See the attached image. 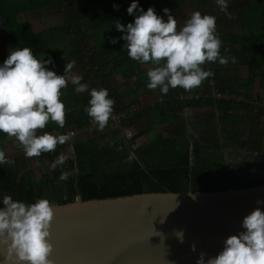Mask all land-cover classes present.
I'll use <instances>...</instances> for the list:
<instances>
[{"label":"trees","instance_id":"1","mask_svg":"<svg viewBox=\"0 0 264 264\" xmlns=\"http://www.w3.org/2000/svg\"><path fill=\"white\" fill-rule=\"evenodd\" d=\"M137 2L138 9L129 15L132 0H0V50L6 48L9 53L29 47L37 59L50 58L52 63L46 67L57 75H63L66 64L75 61L73 74L89 86L88 91L76 93L69 81L60 97L66 109L65 126L50 121L38 132L70 137L63 144L72 146L64 165L52 168L60 156L61 146L57 145L55 151L37 157L51 165L50 171L37 174L26 167L25 155L8 157L13 137L0 132V150L14 161L0 164V208L5 195L25 203L44 198L51 205H63L80 199L264 185V105L259 104L264 100V0H227L231 18L216 0ZM149 7L165 20V8L173 16L185 7L214 16L220 54L235 57V62H206L202 67L214 75L191 91L179 86L166 95L159 88L149 90L147 71L153 65L133 61L124 49L126 42L120 39L124 33L115 27L116 21L125 26L134 22L139 9ZM42 9L57 14L62 23L47 29L26 28L21 17ZM182 21L184 26L187 20ZM113 38L117 43L110 42ZM5 60L0 55V66ZM117 75L123 78L122 84ZM258 78L263 79L262 100L255 94ZM92 88L107 89L108 98L114 100V115L120 116L135 104L145 103V107L115 127L108 121L99 131L95 124L92 132L91 118L84 111ZM214 88L241 95L245 102L218 100L212 96ZM145 95L154 101L145 102ZM129 128L138 132L126 143L123 132ZM71 132L75 135L70 136ZM142 137L148 142L135 146ZM14 147L17 153L23 151L18 143ZM131 148L132 161L120 163ZM62 172L67 173V180L59 179Z\"/></svg>","mask_w":264,"mask_h":264},{"label":"clouds","instance_id":"2","mask_svg":"<svg viewBox=\"0 0 264 264\" xmlns=\"http://www.w3.org/2000/svg\"><path fill=\"white\" fill-rule=\"evenodd\" d=\"M220 10L228 13L227 0H216ZM114 7H117L114 5ZM138 9L137 0L127 8L129 15ZM163 12L167 19L156 14L154 8L139 9L134 22L126 26L115 22L118 31L124 33L120 39L126 43L127 55L141 64L151 63L147 71V88H157L163 94L169 89L181 87L191 91L199 87L211 70L202 67L206 62L227 65L235 57L220 54L221 40L216 32V18L194 11L185 25L177 29V20L170 10ZM111 43H117L113 38ZM52 60L37 59L29 47L10 50L7 59L0 66V132L14 137L27 158L55 151L63 145L67 135L54 136L47 132L38 134L51 121L63 128L66 123L65 104L61 101V90L70 81L76 93L89 90L82 77L73 74L75 61L68 62L63 75H57L46 65ZM107 89L90 90L89 105L84 111L103 131L112 115L114 100L108 98ZM68 157L61 154L52 164L55 169L62 166ZM12 164L3 150H0V164ZM62 172L59 179L67 180ZM191 195V193H189ZM258 204L264 201H257ZM0 208V245L6 246V259L15 264H53L50 256L53 244L50 229L54 219V208L49 200L41 198L35 203H25L5 195ZM238 235H230L224 241L223 250L215 257L205 260L201 252L196 264H264V211L259 208L246 215ZM183 242V232L175 233ZM195 251V244L192 245Z\"/></svg>","mask_w":264,"mask_h":264},{"label":"water","instance_id":"3","mask_svg":"<svg viewBox=\"0 0 264 264\" xmlns=\"http://www.w3.org/2000/svg\"><path fill=\"white\" fill-rule=\"evenodd\" d=\"M258 200L264 201V185L55 204L50 259L53 264H196L201 252L205 260L215 257L230 235L245 231L243 218L256 208L264 211ZM0 264H15L6 259L4 245Z\"/></svg>","mask_w":264,"mask_h":264},{"label":"rangeland","instance_id":"4","mask_svg":"<svg viewBox=\"0 0 264 264\" xmlns=\"http://www.w3.org/2000/svg\"><path fill=\"white\" fill-rule=\"evenodd\" d=\"M79 3H82L83 0H76ZM167 1V0H165ZM194 11L189 8V7H185L184 9L181 10V12L178 10L177 12V16H174V18L177 20V24L178 27L182 28L183 27V21L182 20H187L190 18L191 14ZM21 21L23 22H27L26 28L28 27V29H47V28H53L56 27L58 25H60L62 23V18H60L57 14L51 13L49 11H46L44 9L42 10H38L30 15H24L23 17H21ZM0 55L2 56V58H6L8 57L9 53L7 52V49H2L0 50ZM242 75L243 77L246 76V69L244 68L242 71ZM116 80L122 84V82L124 81L123 78L119 75L116 76ZM263 81L259 80V82L256 83L255 86V94L257 99H261L262 100V96H263ZM142 100H145V102H149L152 103L154 101V98H152L151 95H145L142 97ZM259 102V101H258ZM259 104L264 105V100L261 101V103L259 102ZM113 127H115L114 125H112ZM159 130H162V126L159 127ZM92 132H94L92 130ZM138 132L137 129H133L132 131V135L131 137H128L126 135L125 132H123V136L125 139V142L127 143L136 133ZM246 132V130H245ZM244 132V134H245ZM148 140L144 137L138 139V141L135 143V146H139L142 144L147 143ZM18 143V141L13 138L12 142L10 143V145L7 147V155L10 159H14L18 156H23L24 157V152L22 151L21 153H17V151L15 150L14 145ZM72 151V146L71 144H68L66 146H61L58 154L61 155H65L68 154ZM25 158V157H24ZM134 158V154H133V148H131L127 153L126 156H124L123 159H121L120 163L123 162H129L132 161V159ZM27 159V165L26 167L29 169H33L35 170V172H37V174L40 173H45L51 170V165L49 164V162H41L37 157H32V158H25Z\"/></svg>","mask_w":264,"mask_h":264},{"label":"built area","instance_id":"5","mask_svg":"<svg viewBox=\"0 0 264 264\" xmlns=\"http://www.w3.org/2000/svg\"><path fill=\"white\" fill-rule=\"evenodd\" d=\"M209 84L212 85L213 81H209ZM212 96L218 100H226L228 102H238V103L239 102H245V100L242 98L241 95L230 94L229 92H221L219 89H216V88H214L212 90ZM144 107H145V103L135 104V105H132L129 108H127V110L123 111L120 116L112 114L110 119H109V123L111 125L116 126V125L120 124V122L122 120H125L127 118H131V117L133 118L135 116V114L137 112L142 111L144 109ZM91 124H93V125H91L89 127L90 130L95 131V123L92 121V119H91ZM132 131H133V129L129 128V129L125 130V133L128 137H131ZM74 135H75L74 132L70 133V136H74ZM58 145L63 146L60 144H58Z\"/></svg>","mask_w":264,"mask_h":264},{"label":"crops","instance_id":"6","mask_svg":"<svg viewBox=\"0 0 264 264\" xmlns=\"http://www.w3.org/2000/svg\"><path fill=\"white\" fill-rule=\"evenodd\" d=\"M259 80L263 81L262 78H258L257 81H256V83L259 82ZM262 84H263V82H262ZM13 138H14V137H13Z\"/></svg>","mask_w":264,"mask_h":264}]
</instances>
